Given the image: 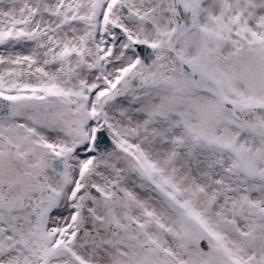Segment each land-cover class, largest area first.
<instances>
[{"label": "snow or ice", "instance_id": "1", "mask_svg": "<svg viewBox=\"0 0 264 264\" xmlns=\"http://www.w3.org/2000/svg\"><path fill=\"white\" fill-rule=\"evenodd\" d=\"M0 264H264V0H0Z\"/></svg>", "mask_w": 264, "mask_h": 264}]
</instances>
